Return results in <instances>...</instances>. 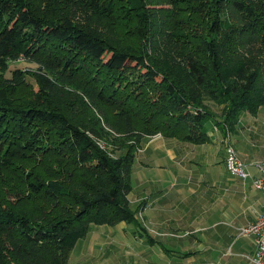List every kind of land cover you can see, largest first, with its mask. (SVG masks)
<instances>
[{"label":"trees","instance_id":"16d2710c","mask_svg":"<svg viewBox=\"0 0 264 264\" xmlns=\"http://www.w3.org/2000/svg\"><path fill=\"white\" fill-rule=\"evenodd\" d=\"M261 108L264 0H0V264H67L91 225L137 224L148 137L224 138Z\"/></svg>","mask_w":264,"mask_h":264},{"label":"crops","instance_id":"0c3cea01","mask_svg":"<svg viewBox=\"0 0 264 264\" xmlns=\"http://www.w3.org/2000/svg\"><path fill=\"white\" fill-rule=\"evenodd\" d=\"M240 121L232 130L237 154L246 163L264 158V110L249 116V127ZM213 124L204 143L148 137L133 161L128 193L137 224L91 225L69 264H245L253 238L234 240L236 231L262 214L264 192L250 177L228 172L224 131ZM146 226L163 235H145Z\"/></svg>","mask_w":264,"mask_h":264},{"label":"built area","instance_id":"2783aa9c","mask_svg":"<svg viewBox=\"0 0 264 264\" xmlns=\"http://www.w3.org/2000/svg\"><path fill=\"white\" fill-rule=\"evenodd\" d=\"M214 129L217 127L214 126ZM229 136V134L225 135V166L228 172L243 179L250 177L253 187L264 191V158L250 163L244 162L237 154ZM251 167L257 170L256 175H252ZM249 236L253 238L254 249L244 256L245 264H264V212L255 221L239 227L234 240Z\"/></svg>","mask_w":264,"mask_h":264},{"label":"rangeland","instance_id":"374dc122","mask_svg":"<svg viewBox=\"0 0 264 264\" xmlns=\"http://www.w3.org/2000/svg\"><path fill=\"white\" fill-rule=\"evenodd\" d=\"M13 65H15V66H19V67H23V68H25V69H32V68H34L35 67V65L33 64V63H30V62H24L23 60L22 61H17V62H15V63H13ZM26 79L28 80V82H31V83H34L35 84V81H34V79H33V77L31 76V75H28L27 74V76H26ZM210 106H211V109L212 110H214L215 112H216V114L218 115L219 114V112H220V110H219V107L217 106V105H215V104H213V103H210ZM264 110V108H261V110ZM249 116H252V115H250V114H245V113H243V115L241 116L243 119L240 121V123H242L243 125H246V126H248L249 127V125H250V122H249ZM212 121V120H211ZM211 121H209V123L211 122ZM215 123V122H214ZM213 126H216L217 128L219 127L218 125H214L213 124ZM231 131V134H229V135H231V136H229L230 137V140H231V143H232V145L235 147V144H234V142H233V134H232V130H230ZM157 135V134H156ZM159 135V134H158ZM226 135V134H225ZM154 136V135H153ZM249 139L251 140L252 138H250L249 137ZM223 144H224V148L226 147V143H225V137L223 138ZM235 149H236V147H235ZM137 153H140V149H138L137 150ZM136 153V154H137ZM264 192V191H263ZM263 212H264V210H263ZM262 212V213H263ZM260 216V215H259ZM139 217L141 218V214H139ZM258 218V217H257ZM256 218V219H257ZM255 219V220H256ZM255 220H253V221H255ZM250 222H252V221H250ZM247 223H249V222H247ZM245 225V224H244ZM241 227V226H240ZM146 229L147 230H141L145 235H149V236H156L157 237V235H163V233H160V232H158V231H156V230H154V229H152V228H150V227H147L146 226ZM237 232V231H236ZM148 233V234H147ZM237 234V233H236ZM160 238H162V239H165V238H169V237H160ZM150 244V243H149ZM164 248H168L167 247V244L166 243H164L163 242V245H162ZM153 248H158V247H160V245H159V243H157V244H155L154 246H152ZM181 247H183L184 249H186V246H183V245H181ZM173 248H180V246H175V247H173ZM194 248V247H193ZM195 249H197V248H195ZM231 249H232V246H229L228 248H227V250H226V252H225V254H229V252H231L232 253V251H231ZM193 257H197V256H193ZM70 263V258H69V261H68V263L67 264H69ZM82 264H90V263H88V262H83Z\"/></svg>","mask_w":264,"mask_h":264}]
</instances>
